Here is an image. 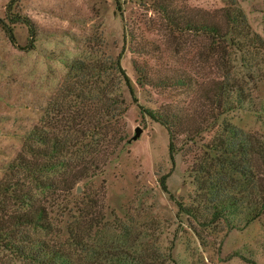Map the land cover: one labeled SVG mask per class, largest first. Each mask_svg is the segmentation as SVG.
<instances>
[{"label":"rangeland","instance_id":"374dc122","mask_svg":"<svg viewBox=\"0 0 264 264\" xmlns=\"http://www.w3.org/2000/svg\"><path fill=\"white\" fill-rule=\"evenodd\" d=\"M236 9L247 24L243 33ZM0 19L15 39L10 43L0 26V187L25 180L11 162L17 154L29 157L26 131L38 126L49 133L54 102L71 99L61 92L74 81L71 63L108 66L118 57L132 88L130 94L122 81L116 85L114 70L101 74L105 91L123 100V114L106 131L119 144L69 189L45 197L36 192L50 221L37 235L69 254L72 264H102L108 250L125 246L150 264H264V214L244 226L212 219L213 197L198 184L206 178L198 170L209 161L207 146L223 126L264 141V0H0ZM186 20L215 24L223 36L187 29ZM221 82L227 92L216 95ZM237 88L241 105L221 112ZM142 108L172 124L173 163L166 128ZM75 146L58 158L71 166L87 160L89 151L74 152ZM70 170L69 182L78 175ZM62 171L50 176L57 180ZM164 174L166 192L159 186ZM16 209L18 202L3 200L0 191V217ZM0 264L39 263L0 244Z\"/></svg>","mask_w":264,"mask_h":264},{"label":"trees","instance_id":"16d2710c","mask_svg":"<svg viewBox=\"0 0 264 264\" xmlns=\"http://www.w3.org/2000/svg\"><path fill=\"white\" fill-rule=\"evenodd\" d=\"M234 13L235 22L240 24L238 27L243 33L247 29L244 15L239 9ZM166 18L173 26L176 24L168 14ZM22 21L32 33L30 20L24 18ZM183 25L187 29L194 28L211 35L223 36L220 34V28L212 23L201 21L200 24H194L193 21L186 20ZM0 26L9 42L15 44L11 26L2 19ZM70 67L76 72L74 81L63 86L61 92L63 98L68 96L72 102L71 99L54 102L55 113L50 117L52 130L49 133L38 126H32L26 131L23 146L29 157L17 154L11 162V167L21 171L25 180L10 186L3 183L0 187L3 200L10 196L18 202V209L0 217L1 246L18 257L39 264H72V260L61 248L49 244L44 237L35 233L50 228L43 200L36 192L45 197L47 193L51 195L69 189L71 187L69 184H73L82 177L81 175L88 171L93 174L119 144L120 137L107 138L106 131L112 129V125L116 124L123 114L125 110L122 106L123 100L116 92L105 91V85L101 86V74L107 70L116 71L118 73L116 85L122 81L132 94L129 79L120 67L118 57L108 66H102L100 62L89 66L75 60ZM225 86L226 84L222 82L218 83L215 86L216 95H220L219 91L227 92ZM235 90L234 98L229 93V98L223 102L221 112L233 108L234 104L241 105L243 96L237 95L239 88ZM107 93L113 94L105 97ZM218 99L220 98L217 97ZM141 111L166 128L169 135L168 158L173 163L172 124L166 116L165 118L153 110L142 108ZM71 146H75L74 152L78 147L89 151V158L73 163L74 166L63 158L59 159L58 155L67 152ZM207 149L210 151L209 161L202 170L200 168L198 170L204 173L206 178L203 182L200 179L198 184L199 189L210 191L213 197L209 200L211 206L208 210L211 218L224 219L233 226L237 222L235 219H238L239 225L244 226L264 214V141L231 125H225ZM59 168L63 171L56 180L50 173ZM71 168L75 169L72 176L75 172L78 175L73 176L75 178L69 182L67 174L70 176ZM165 177L166 174L160 177L159 186L166 192ZM7 189H10L9 196ZM178 205L181 211H189L185 206ZM236 214L238 218H235ZM100 254L101 252L95 254V257L99 258ZM102 256L99 258L102 264H150L139 251L129 250L126 246L116 248L113 252L108 250Z\"/></svg>","mask_w":264,"mask_h":264},{"label":"water","instance_id":"95a60500","mask_svg":"<svg viewBox=\"0 0 264 264\" xmlns=\"http://www.w3.org/2000/svg\"><path fill=\"white\" fill-rule=\"evenodd\" d=\"M139 132H140V129L139 128H136L135 130H134V138L139 134Z\"/></svg>","mask_w":264,"mask_h":264}]
</instances>
